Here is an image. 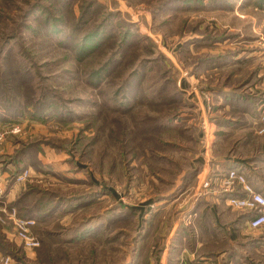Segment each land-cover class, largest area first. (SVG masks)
<instances>
[{
    "label": "rangeland",
    "instance_id": "1",
    "mask_svg": "<svg viewBox=\"0 0 264 264\" xmlns=\"http://www.w3.org/2000/svg\"><path fill=\"white\" fill-rule=\"evenodd\" d=\"M97 2L113 17L85 18L89 0H0V254L15 250L27 264H39L46 244L54 249L41 251L45 260L77 264L82 257L85 264L89 256L92 263L90 244L46 238L85 217L115 225L114 235L153 219L156 238L167 236L156 243L166 242L176 224L189 220L188 211L196 220L193 212L203 204L200 179L191 175L187 183L186 175L207 154L204 121L218 129L214 116L248 112L241 110L245 103L231 106L224 92L264 96L252 89L264 79V0H188L157 19L152 0ZM104 19L113 27L95 32L93 41L103 43L88 51L84 38ZM127 27L132 34L121 46ZM220 54L228 57L210 60ZM244 132L217 136L221 153L232 152ZM16 159L29 163L18 172ZM25 190L22 205L47 210L30 217L36 246L21 239L14 223L24 210L19 214L12 201ZM57 201L63 204L50 211ZM98 230L110 240V231ZM134 239L116 237L121 250L107 247L95 264H122Z\"/></svg>",
    "mask_w": 264,
    "mask_h": 264
},
{
    "label": "trees",
    "instance_id": "2",
    "mask_svg": "<svg viewBox=\"0 0 264 264\" xmlns=\"http://www.w3.org/2000/svg\"><path fill=\"white\" fill-rule=\"evenodd\" d=\"M131 1H135V0H131ZM136 1H146V0H136ZM185 1L188 0H152L153 3V7L151 8L153 13H154V17L157 19L158 16L162 15L164 12L168 11L169 8L171 7H177L179 4H184ZM211 2H217L219 0H210ZM99 6V7H98ZM137 6V5H136ZM96 7L99 8V10H95ZM104 13L106 16V20L110 19V16L113 17L114 12L112 11H108L107 9H105V6H103L101 3L99 4L97 2V0H89V3L87 4V6L83 9V16L87 19H90V21L94 18L97 17V13ZM102 20L101 21V25L97 26L96 29L92 30L85 38H84V43L81 45L82 47H84L85 49H87L88 51H92V49L101 46V44L98 45L99 40L97 41H93L94 38H97V33L95 32H100V31H108L110 23H108V21L106 20ZM85 21H87L85 19ZM118 24L119 21L121 22V19L119 18L118 20ZM116 22V21H114ZM129 24V23H128ZM55 30H59L57 29L58 26L56 27V25H54ZM113 26H110V28ZM132 29L130 28H125L122 30V38L123 41H121V46H127V38H129V36L132 34L131 32ZM226 37H224L223 39H225ZM212 41H219L220 39H218L217 36H213L211 37ZM122 40V39H121ZM236 54V53H234ZM228 56L220 54L218 56H214L211 57L210 60H213V62L216 61H222L224 59H226ZM114 58L110 59V64H113L114 62ZM202 61V60H201ZM255 73V72H254ZM252 76V75H251ZM251 79L247 80L248 82H250ZM8 82V81H7ZM6 83V82H5ZM247 90H243V91H233V92H224L225 93V100L228 101V103L231 106H239L242 103H245L244 105V109H250L249 106H251V110L254 112V114L256 116H258L259 118V110H258V102L264 98L263 95H256V94H251V93H247ZM249 107V108H248ZM234 108V107H233ZM236 109V108H235ZM257 117L255 118V120L253 121V124L250 125L251 129L248 130L247 132H245L243 134V137H238L237 140H235L233 142V144L235 143V147L233 148V151L231 152L232 148L225 149V152H227L226 154H247L249 155L247 157V162L251 161L253 162V165L255 167V169H253V171H249V166H246L243 169H240L241 171H243L247 177V180L249 183L252 184V186H254V189L257 191H260L261 189L264 188V137L263 135L259 134L256 131L257 126L260 124V121ZM3 120H7V119H3ZM216 123L218 124V130H217V135L219 138H223L224 135H226L228 132L223 131V126H225V124L228 122L226 121V116H224V118L222 117H217L215 118ZM237 126H241L239 124V122H237ZM229 136V135H227ZM239 146L241 147L239 150ZM232 147V146H231ZM237 147V148H236ZM243 147H245L246 149H243ZM220 150V149H219ZM245 150V151H244ZM220 151H223L222 149ZM224 152V154H225ZM16 162L18 164V172H20L21 168H25L27 167L29 161H23V160H18L16 159ZM30 162H33L32 160ZM236 165H241L244 166V163H240V162H233L232 165H228V166H219V167H212L211 171H210V175H215V174H222V173H226L228 172L230 169L235 168ZM233 166V167H232ZM201 167H193V169H191L190 175H186L187 178V183L188 181H191V175H193V177L195 178V176L197 177L199 172H200ZM248 171V172H247ZM15 175H12V178ZM96 182V181H95ZM30 191L34 188V187H30ZM26 192H22L16 199H14L12 201V204H15L18 206V211L19 214H21V209L24 210V216L27 217H32V214H36V217H43L44 216V212L47 211L45 210L42 213L41 210L43 209H32L33 207V203L30 205L29 202L24 203L22 205V202H24L26 200V196L29 194L27 193V190H25ZM262 192V191H261ZM264 193V192H263ZM245 195V191L243 189L242 185H237L236 189L232 192L227 191V192H222L219 193L218 195V201L216 203V212L213 211L210 206H209V201L204 197V199H201L203 201V204L201 205L200 203L198 204V207H196V210L198 211V215L197 218L195 220V223H182L177 230L175 231L172 240H171V244H170V253H169V260H168V264H178L179 260H180V255L182 253V250L184 248H188V249H196L197 247V243L199 239L203 240V235L205 234L206 237L210 236V234H212V239H205L207 240L206 243L202 244L199 248H197V252H199V254L202 255H206V256H215V255H220L222 252L227 251L228 252V256H231L232 254H236L237 250L236 248H234L231 243L229 242V238L227 237L224 228L219 224V220H221V222H223V224H228V223H234L238 226L245 224L246 220L249 219L250 217H252L253 213L252 211H241L240 213L238 211H240L239 209H236L234 207H232L231 205H229L227 203V200L230 196H244ZM63 204V201L61 202H56L53 207H51L50 211H54L56 209L59 208V206ZM207 204V207H206ZM38 210V211H37ZM238 210V211H236ZM224 212V213H223ZM232 212V214H230ZM225 214V215H224ZM115 216V214H113ZM23 216V217H24ZM103 219V218H101ZM104 221V219L102 220ZM156 220L153 219H148V222H146L144 225H141L140 227H138V229H134V230H130L129 232H125V231H120L117 230V232L114 234H112L113 229L115 228V225L112 226H106V227H102V229H107V231H110L111 233L108 234L110 238V240H107L104 242V240L102 239L103 237H101L103 234L102 232H99V230L97 232L96 228L101 229L100 227V220L98 221H89V218H82L79 221H77V223H73L70 224L67 227H61V229H57V227H55V229H52V231H48L49 234L48 236H46L48 242H51V244H55L57 241H60L61 243H65L68 245V243L71 245L69 247L75 246V244L73 242H79L78 244L80 245H86V244H90V246L92 247V249H96L95 251H93L92 253V263H89L88 261V257L89 256H85V264H95V262H97L94 258L106 253L107 251V247L110 248L111 250L116 251H120L121 247H118V245H114V243H112L114 241V239H116V237H119L120 235H126L128 237H130L131 239L134 237V243L133 246L131 245V251H130V257H128V250L123 249V255L125 257L124 261L122 262V264H150L151 258H152V247L154 245H156V242L160 239H165L167 236L166 234H164V236L157 237L156 238V229H157V224L155 222ZM218 221V222H217ZM209 226L211 227L210 229ZM110 228H112L111 230H109ZM59 230V231H58ZM103 231V230H102ZM104 232V231H103ZM133 232V233H131ZM166 236V237H165ZM92 238H95L94 240ZM208 238V237H207ZM161 241V240H160ZM82 242V243H81ZM101 244V242L103 243V246L101 248H97V247H93L96 243ZM109 243V245H108ZM221 243V244H220ZM106 244L108 246H106ZM113 244V245H112ZM83 245V246H84ZM87 245V246H88ZM64 246V245H63ZM61 246L59 247L60 249H63L64 247ZM217 246H220L222 248H220L222 251H216ZM40 248V247H39ZM57 247H55L56 249ZM228 248V249H226ZM53 247H51V245L46 244L44 246V248L39 250V256H38V262L39 264H56L51 260V258L48 259H43L42 255H41V251H48L51 252L53 251ZM7 254H11L14 258H15V264H27L26 262L21 260V256H19V254L15 251V250H9V251H5ZM71 253V252H69ZM81 258L77 259L79 260L80 264L81 262ZM127 258V259H126ZM99 262V261H98ZM104 262H99L96 264H103ZM36 264V263H34ZM38 264V263H37ZM105 264V263H104Z\"/></svg>",
    "mask_w": 264,
    "mask_h": 264
},
{
    "label": "crops",
    "instance_id": "3",
    "mask_svg": "<svg viewBox=\"0 0 264 264\" xmlns=\"http://www.w3.org/2000/svg\"><path fill=\"white\" fill-rule=\"evenodd\" d=\"M237 36H240V35H237ZM252 89L258 93L264 91V79L259 84H254L252 86ZM260 101H263V104H264V98L261 99ZM259 102H258V106H259ZM249 107L250 109H248V112H245V115H242L241 117H237L234 115L226 116V121L228 122L225 125H228L230 128L227 131L229 136L234 137L235 136L234 133L237 135L238 132H241V131L247 132L248 130L251 129L250 125L253 124V121L255 120L256 117L258 118V116H256L254 112L251 110V106ZM228 108H230V106L227 105L226 103V105L224 106V109L227 110ZM241 110L244 113L245 111L244 107H242ZM243 116H245L244 122H242L243 120L241 119ZM217 117H218L217 115L214 116V119ZM237 122H239L241 126H237ZM208 128H209L208 137L210 140V146L207 149V154L202 156V158L200 159L201 169L198 174V180L200 179V182H202L204 177L210 174L212 167H219V166L226 167L228 165H232V163L236 161L240 163H244V166L236 165L235 169L240 170V169L245 168L246 166H249L248 168L250 172L253 171V169H255L253 162L251 161L247 162L246 159L249 156L247 154H234L233 153L229 155L226 153L225 154L221 153L222 151L218 152L219 151L218 145L221 144V146H223V143L221 140L222 138L221 139L216 138L218 136L217 135L218 129H216L215 124L214 125H212V123L208 124ZM229 130L232 132H230ZM226 145H227V142H225L224 147ZM240 148L241 147L239 146L238 150ZM229 149L230 148H228V150ZM260 191L264 192V188L261 189ZM218 195L209 194L207 197H205L209 201V206L213 211L216 210V203L218 201ZM239 210L240 211L238 210L236 211L240 213L242 210L241 209ZM191 213H192L191 211H188V213L185 215L186 218L187 216L189 217L188 218L189 220L186 219L185 223L187 221H189V223H195V220H192L193 216L191 215ZM193 213H194V216L196 217L198 214V211L196 210ZM230 214H232V212ZM247 221L248 219L246 220L245 224L238 226L234 223L223 224V222L219 220V224L224 228V231L227 237L229 238V242L234 248H236L237 250L236 254H232L229 257H227L228 256L227 251H224L220 255H215V256H206V255L199 254V252H197V248L201 246V242L200 240H198L196 249L191 250L188 248H184L182 250L178 264H264V231L261 229L249 228L247 225ZM176 230H177V224L176 226H174V229L170 233V236L168 235L166 242L162 244L156 243V245L152 247V252H151L152 258H151L150 264H168L170 244H171L172 237Z\"/></svg>",
    "mask_w": 264,
    "mask_h": 264
},
{
    "label": "built area",
    "instance_id": "4",
    "mask_svg": "<svg viewBox=\"0 0 264 264\" xmlns=\"http://www.w3.org/2000/svg\"><path fill=\"white\" fill-rule=\"evenodd\" d=\"M259 121L256 131L264 136V104L263 101L259 102ZM205 128L208 127V122L204 121ZM206 133L204 144L208 149L210 146V140ZM28 174V171L20 176L19 179H24ZM201 196L207 197L209 194L218 195L222 192L234 191L237 185H242L245 191L244 196H230L227 203L236 209L244 211L254 212L252 217L247 221L249 228L261 229L264 231V193L257 191L248 182L245 173L238 169H230L226 173L208 175L203 178L201 182ZM14 223L21 236V239L26 241V244L36 246L39 242L32 237L29 232V227H33L36 224V220L30 217H14ZM0 264H15V258L11 254L6 256L0 254Z\"/></svg>",
    "mask_w": 264,
    "mask_h": 264
}]
</instances>
